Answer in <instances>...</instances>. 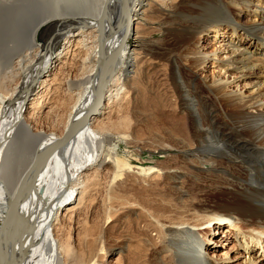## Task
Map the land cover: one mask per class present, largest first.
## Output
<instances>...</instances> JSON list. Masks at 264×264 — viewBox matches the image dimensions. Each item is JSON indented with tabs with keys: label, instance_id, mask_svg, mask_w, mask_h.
<instances>
[{
	"label": "bare ground",
	"instance_id": "6f19581e",
	"mask_svg": "<svg viewBox=\"0 0 264 264\" xmlns=\"http://www.w3.org/2000/svg\"><path fill=\"white\" fill-rule=\"evenodd\" d=\"M184 10L208 18L199 28L171 30L165 51L137 52L145 25L169 18L176 27ZM60 25L67 30L59 49L38 44L42 28ZM0 31V264H66L70 252L56 232L82 207L90 177L107 165L108 198L121 212L131 208L123 217L143 222L137 235L117 222L119 264L264 262V0H0ZM148 60L167 66L177 132L143 101ZM207 64L213 71L205 77ZM76 65L87 69L73 74ZM62 85L72 103L61 135L36 129L40 115L58 114L51 100ZM111 109L131 127L114 143L138 140L135 131L144 128L159 151L179 152L183 173L133 164L116 144L109 147L113 135L96 127H105ZM228 116L242 124L229 126ZM249 122L260 127L252 136L244 131ZM157 123L160 132L152 129ZM233 149L243 156L232 157ZM202 172L222 180L218 194L229 204L218 209L188 198L185 184ZM228 239L236 241L234 258L215 253ZM98 259L92 253L74 262Z\"/></svg>",
	"mask_w": 264,
	"mask_h": 264
},
{
	"label": "rangeland",
	"instance_id": "374dc122",
	"mask_svg": "<svg viewBox=\"0 0 264 264\" xmlns=\"http://www.w3.org/2000/svg\"><path fill=\"white\" fill-rule=\"evenodd\" d=\"M187 12L189 11L184 10L182 12L178 20L180 22L178 25H176V27L174 26L172 19L169 18H166L163 22L156 21V22H152V24L145 25L143 29H145L146 35L139 42L141 51L137 49V52L139 54L143 53L147 55L148 53L154 52L155 50H156L155 53L159 52L160 50H161L160 52L165 51L167 50V48L168 49L170 48V44L173 42V37L175 36V33H173L171 30H177L180 33L184 28L183 26L187 27V25L190 26L194 24L197 25L198 27L201 26L203 22L208 18V17L205 18L204 16L201 17L198 15L196 17V15L193 14L187 15ZM241 22L243 24L250 23L249 19L245 17L241 19ZM78 28H79L78 25H74L72 26V31H75ZM66 30L67 29L65 25H60L55 27L49 26L46 28H42L41 31L39 32L37 42L38 44L43 45L47 50H51L54 47L55 49H59L61 43L63 42L61 39L63 38L62 34L65 33ZM1 34L2 33L0 31V36ZM208 39L210 40L211 43L213 42L212 38H208ZM249 39L250 41H252L251 37H249ZM204 46H205V42L203 39H201L200 47L203 48ZM210 50L211 48L208 49V51ZM253 50H255V53L257 55L258 53H260L259 48ZM156 62L158 61L155 60L147 61V68H148L147 70L149 71L147 72L146 85L144 87H141L143 88L142 90L144 91V92L142 91L141 95L142 98H144L143 99L144 103L146 104L154 103L153 104L154 108L151 111L152 114L154 113V116L158 115L160 110L167 115L165 127L168 128V131L172 129L173 132H177L173 128L177 126L176 124L178 119L180 118L179 116L180 114L175 109V104H177L176 103L177 101L176 98L173 97L171 93L169 72L167 66H165V63H163V61L161 63H156ZM80 68H81L80 65H78V67L76 65V68H74L75 70L73 69V74H76V72L79 73V71L81 70L84 71L87 69L85 67L81 69ZM39 69H40V65L37 67V70ZM212 71L213 69L210 66V64H207L200 72L203 74V76L208 77L210 73H212ZM66 72H67L66 69H62L60 74H58L60 76L59 78L62 80L65 79ZM193 83L195 82L193 81L188 82L190 87L193 86ZM242 85L243 83L240 84V88L244 89L243 88L244 86ZM146 90L149 92H146ZM248 90L249 89H247V91ZM58 91L59 92H57V95L55 96L56 98L54 97L51 100V102H53L55 105L57 104V107H59L58 109L56 108L58 112V114L57 113L56 114L58 116L55 114H54L55 116L52 114H44V115L42 114L40 115V117L36 119L35 126L36 129L38 130H43V131L48 130L50 132L55 133L56 135H61L63 131L64 123L66 121L65 115L63 113L66 111L67 106L71 105L72 101L69 100L68 95H66L67 93L63 85L60 89H58ZM144 93L146 96L144 95ZM156 106L159 111L158 113L156 112L157 114L155 113ZM159 107H161V109ZM126 108L127 106H125V110L123 111L124 116H126L127 115L126 113L128 112ZM110 114L111 115H109L108 119L103 121L105 127L97 126L96 129L97 128L102 130L104 129L106 131H109V133L113 135L112 138L113 140L111 139L112 141L108 143L109 147H113V145L116 144L114 143L116 138L115 136L118 135L119 133L129 134L131 132V127H129L128 125L129 121H127L126 118L125 121L127 124L125 123V128L120 125V115L119 113L117 114L115 110L111 109ZM225 120L227 124L229 123V126L242 124L234 116L232 117L228 116L227 118H225ZM117 125L123 128H118ZM225 128L228 129V126H226ZM137 129L138 130H136L135 133L138 136V140L131 139L130 141L127 142L128 144L118 141L116 144L117 154L124 156L126 159L127 158L130 159L133 162V164H138L141 165L142 167L153 166L159 171H161L160 173H164L166 171H176V170L177 173H183L180 172L181 168L183 167L182 158H180L181 155L176 149H169L164 152L159 151L158 143L157 142L154 143V140L148 135L151 133L143 130L144 128H137ZM152 129L154 130V132L157 131L160 132V124L159 123L153 124ZM258 130H260V127L252 122L246 123L244 129L245 133L248 136H252L253 131L258 132ZM173 132H171L172 136H174ZM233 152L234 155H231L232 157L240 158V156H243V153L238 151L237 149H233ZM136 159L140 162H135L137 161ZM100 171L101 172L97 176L95 175L94 178L93 175L91 176L92 178L89 176L90 177L89 181L91 182H89L90 184L88 186H91L92 190H89V192L85 196V200L82 207L77 211V213H74V217L71 220L70 219L63 220L59 226V229L56 232V236H58L59 238L57 240L60 241L61 245L67 248L68 251L70 252V256L69 258L67 257L66 264L69 263L77 264V262L74 261L76 260L78 261L82 258H85L87 257L88 254H92V253L99 255V259H98L99 264H119V262H117L115 259L117 255V249L115 248L116 247L115 243L121 231V230L118 231L117 222H120L123 228L124 227L127 228L128 229L127 232H131L134 235L143 232L142 230L143 228H141L143 222H138V221H137L138 223L135 222L137 219H135L133 215H130L128 219L123 217L122 214H124L127 211L129 212V210H131L130 207H128V209H126L124 212L123 211L121 212V210L117 206V203H115L114 200L110 201V199L108 198L110 196L109 184L113 174L112 168L109 165H107V167L103 168ZM200 175L197 174L191 175L190 179L185 184L184 188L185 191L187 192L188 198H190L191 201H194V203H197L196 199H200L202 201L209 200V202L207 203L212 207L218 209L222 208L221 206L223 204H229L228 202H225L218 194V189H223L222 191H225L224 189L225 186L222 180H215L214 174H208V173L205 174L202 172L200 173ZM199 177H201V179ZM216 188L217 191L215 190ZM134 206L135 208L132 209L139 212L140 207H138L137 204ZM218 211L216 210V212ZM129 214L132 213L129 212ZM108 217H109V221L108 223H105L107 222L106 219ZM233 244L236 245V241L228 239L225 248L216 251L215 253L219 255L221 254L228 255L234 258V255L236 254L232 253L230 250ZM239 250L241 253H243L241 248H239ZM104 255L105 257H103ZM243 255L245 256L242 258V260L244 259L247 260L249 255L248 254L247 255L243 254ZM78 264H84V262H78ZM262 264H264V262Z\"/></svg>",
	"mask_w": 264,
	"mask_h": 264
},
{
	"label": "water",
	"instance_id": "95a60500",
	"mask_svg": "<svg viewBox=\"0 0 264 264\" xmlns=\"http://www.w3.org/2000/svg\"><path fill=\"white\" fill-rule=\"evenodd\" d=\"M105 10H106V8L103 11H105Z\"/></svg>",
	"mask_w": 264,
	"mask_h": 264
}]
</instances>
